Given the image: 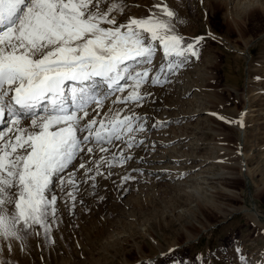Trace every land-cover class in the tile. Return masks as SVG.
I'll return each mask as SVG.
<instances>
[{
  "label": "rangeland",
  "instance_id": "374dc122",
  "mask_svg": "<svg viewBox=\"0 0 264 264\" xmlns=\"http://www.w3.org/2000/svg\"><path fill=\"white\" fill-rule=\"evenodd\" d=\"M251 1L164 0L183 20L177 30L187 42L204 37L199 59L176 75L166 73L170 82L149 87L152 99L136 109L147 114L149 126H165L141 134L144 145L131 151L135 158L127 165L113 169L111 179L97 178L95 192L103 200L87 185L74 213L58 200L55 244L33 237L21 252L14 243L11 264H264V0L243 11ZM124 2L121 22L158 11V0ZM163 63L158 48L154 65ZM101 89L98 84L96 91L105 93ZM242 114L240 134L232 122ZM238 163L246 173L252 170L251 179L227 187L223 177L239 175L225 167ZM129 173L137 179L121 187L120 177ZM199 203L214 211L208 219L197 213ZM245 207L257 209L261 226L247 219ZM187 236L195 239L187 243ZM163 249L170 252L157 257ZM2 255L9 258L6 247Z\"/></svg>",
  "mask_w": 264,
  "mask_h": 264
},
{
  "label": "snow or ice",
  "instance_id": "6c2138e0",
  "mask_svg": "<svg viewBox=\"0 0 264 264\" xmlns=\"http://www.w3.org/2000/svg\"><path fill=\"white\" fill-rule=\"evenodd\" d=\"M126 7L124 0H0V264H11L14 243L21 252L33 237L55 244L58 200L74 213L82 185L104 199L97 178L111 179L144 145L141 134L165 126H149L136 111L152 99L148 88L200 57L204 37L187 42L177 30L183 20L164 0L153 5L158 11L121 22ZM158 48L165 63L156 67ZM99 83L106 93L96 91ZM232 123L243 127V114ZM135 179L124 174L120 186Z\"/></svg>",
  "mask_w": 264,
  "mask_h": 264
},
{
  "label": "bare ground",
  "instance_id": "6f19581e",
  "mask_svg": "<svg viewBox=\"0 0 264 264\" xmlns=\"http://www.w3.org/2000/svg\"><path fill=\"white\" fill-rule=\"evenodd\" d=\"M257 5H259V1L258 0H253V1H251L249 4H247V5H245V6H243V11H247L248 9H249V7H256ZM261 6H262V4H261ZM251 8V9H252ZM250 9V10H251ZM234 20V19H233ZM100 85H102V89H101V92L102 91H104L105 93L108 91L107 90V88H106V86L103 84V83H99ZM93 115H94V113H92ZM244 118H246V114L245 115H243V124H244ZM235 128L238 130V131H240V134L242 133L243 134V128L242 127H240V125H238V126H235ZM245 134V133H244ZM188 163H195V161L194 160H190V161H188ZM235 165V164H234ZM229 165L228 167H225V168H227L226 170H228V172H227V174H233V173H235V171H238L237 173H238V177H223L224 179V184L227 186V187H231V186H233L234 184H236L238 181H241V182H244V183H246V181L248 180V179H251V174H252V170H248V172L246 173V171L244 170V168L243 167H245V166H242V164L241 163H238L237 165ZM227 166V165H226ZM219 194H220V192H219ZM220 196H222V197H224V198H226V200H238V197L234 194V193H230V194H227V193H224V192H221V195ZM199 205V206H198ZM197 206L199 207V210H200V212H198L197 211V213H201L202 215H204L207 219L209 218V216H211L213 213H214V211L213 210H211L210 208H208V207H205V206H203V205H201L200 203L199 204H197ZM216 207V206H215ZM217 209L218 210H221V207L219 206V207H217ZM216 209V210H217ZM257 210V209H256ZM255 209L254 210H251V209H247L246 207L243 209V211H244V213H245V215L247 216V219L254 225V226H257V227H259V226H261V224H262V222H261V220L258 218V213H257V211H256ZM253 211H255V212H253ZM221 213H223V215L224 216H222V217H226V215H227V213L225 214L224 212H222L221 211ZM188 226L191 228V230H193L194 229V227H195V225L194 224H192V223H189L188 224ZM208 228L207 227H205L203 230H201V231H206ZM190 233H191V231H189ZM190 237V238H189ZM187 236V243H190L191 241H193L195 238H193L192 236ZM153 242H154V244L155 245H157V248L159 249V243H157L156 241H154L153 240ZM38 248V247H37ZM154 248H156V247H154ZM160 251V253L157 255V257H162L163 255H166V254H168L169 252H170V250L168 249V250H159ZM141 253V252H140ZM139 253V254H140ZM36 256H38V255H36ZM140 257L142 258L141 260H146V261H150V259L149 258H147V257H144L142 254H140Z\"/></svg>",
  "mask_w": 264,
  "mask_h": 264
}]
</instances>
